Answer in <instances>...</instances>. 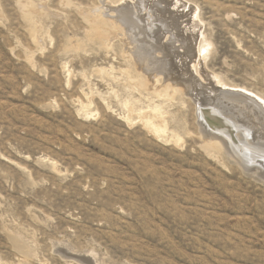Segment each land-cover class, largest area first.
Segmentation results:
<instances>
[{
  "label": "rangeland",
  "instance_id": "rangeland-1",
  "mask_svg": "<svg viewBox=\"0 0 264 264\" xmlns=\"http://www.w3.org/2000/svg\"><path fill=\"white\" fill-rule=\"evenodd\" d=\"M117 1L0 0V264H264L262 148L207 139L195 101L222 85L264 109V0H179L214 77L184 36L193 91L159 76L165 96L137 86L142 37L90 36Z\"/></svg>",
  "mask_w": 264,
  "mask_h": 264
},
{
  "label": "bare ground",
  "instance_id": "bare-ground-1",
  "mask_svg": "<svg viewBox=\"0 0 264 264\" xmlns=\"http://www.w3.org/2000/svg\"><path fill=\"white\" fill-rule=\"evenodd\" d=\"M117 2H119L120 4L117 6L118 8L115 9V18H113L109 22L108 20L101 18L102 16H93L94 14L91 15L92 13L88 12L90 14L87 15L91 19L90 36L101 42H104L105 44H107L106 40H108L110 36L116 37L117 35H120V38L121 36H125V39L133 41V43L134 41H140L141 38L139 40V37H142L143 41L141 40V45H139L140 43L138 44L137 42V44H133L134 53L137 55V57H135L138 59L135 60V58H133L135 63V66L133 65V68L135 69V71H140L141 69H143V66L145 64L146 66H148L147 64L150 63V78L148 79L144 78L145 76H139L141 79H139V84L137 83V86L139 85V87H143V89L147 88V90L150 88V92L156 94L168 95V88L164 90H157L155 89V87L153 88L155 79L159 76H162L164 80H161H163V82L167 81L168 83H170V85L173 86V92H176V90L178 92V90L180 89L183 91L186 89L187 92L193 91L192 85L194 83H191L189 80L187 81L186 79L182 78V81L180 79L181 82H177L180 74H178L177 72H175V74L172 73L176 69L174 64L176 62L178 64H180V62L182 63V60H184V55L185 58L187 57V60L189 61L188 63L192 64V66L193 62H196V64L199 65L200 71L198 72L199 74L197 73V76L199 78L202 79L204 77L205 79H207L209 78V76L214 77L212 76V74H205L204 68L202 69V66L200 65L201 57L199 55V50L197 49V52L195 51L196 38L194 37L193 33L195 27L197 28L196 19H191V29L193 32H189L188 28L186 27L180 28V25H182L183 23H179V18L174 12H172V10H170H178V8L185 7L184 5H182V3H180L181 1L170 0L169 3L167 0H118ZM94 17H97L95 21ZM107 19L110 18L107 17ZM157 31H162L163 37L164 35H166L164 38L165 41H163V39L161 42L158 41L160 39V36H158L159 34ZM184 36H186V38H184ZM167 39H169L168 42ZM182 39L185 41L184 44L182 43ZM110 40L111 39H109V41ZM177 41H180L182 43L179 45L177 44L176 46H178L180 49L183 48V50L185 51L184 55H182L183 53L177 51V47L174 46L175 42ZM192 41L195 45L192 44ZM142 44H145V46L143 47ZM175 47L176 49H174ZM180 54L183 57H180ZM188 56H190V58H188ZM140 62H142L143 65H141ZM155 62H158L156 64L162 65H156L155 69V67L153 68ZM164 63H166V65L168 64L169 66L165 65V67ZM184 66L182 68H184ZM203 83V81L200 83V87L203 86ZM205 90V93L203 89L201 90L203 92H201L200 90H195L197 93H195V101L198 102V114L201 121L200 126L202 125L201 127L203 128V135L205 137H208L207 139L209 140L217 141L219 143V146H224V149H226L227 153L231 152L232 154H237L238 151L244 152V157L250 158L251 161L255 159L252 158V155H250L248 152H252L256 148V146L262 148V154H264V109L258 101V98H255L256 96L254 97L251 94L244 92L245 90L242 91L233 88H226L222 85L221 87H213L212 89H210L211 91L208 88H206ZM148 123L149 121H146V124ZM151 125L153 126L154 131L159 130V127L154 126L150 122V126ZM213 144L216 145L215 143ZM255 171H258V169H255Z\"/></svg>",
  "mask_w": 264,
  "mask_h": 264
}]
</instances>
